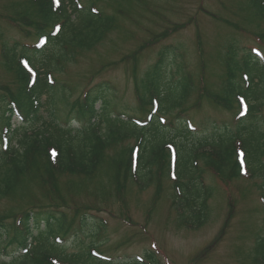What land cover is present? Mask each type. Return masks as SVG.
Instances as JSON below:
<instances>
[{
    "label": "trees",
    "instance_id": "16d2710c",
    "mask_svg": "<svg viewBox=\"0 0 264 264\" xmlns=\"http://www.w3.org/2000/svg\"><path fill=\"white\" fill-rule=\"evenodd\" d=\"M250 1L252 5L247 6L245 10L250 11L252 6H255L254 17L259 13L264 15V0ZM115 2L117 0H111L110 5L113 6ZM83 4L86 7L78 8L74 0H62L58 5L55 0L31 1L29 9L24 11L20 19L30 21L36 34L47 35L49 42L42 49L25 45L19 49L18 44L10 48L3 44L5 66L13 74L14 80L0 90V132L3 126H12L13 111L9 100L16 102L26 113L27 121L12 133L17 139V147L11 148L10 154L0 156V201H23L30 189L40 187L46 202L54 205L56 211L45 209L47 205L25 211L27 207L21 204L16 207L20 210L10 208L1 214L0 257L5 253L9 254L8 250L13 246L19 249L27 247L31 238L35 239L36 244L29 254L12 256L11 260L0 261V264H147L136 259L108 261L98 258L91 250L96 249L100 254H103L104 250L100 248L101 244L94 242L84 243L76 240L73 251H67L66 246H59L55 241L49 240L57 233L69 235L72 223L68 222L65 212L60 213L59 206L70 208L73 200H76L75 196L65 194L62 187L64 185L67 189L74 184L71 181L61 183L59 180L62 179H58L60 176L57 173L61 178L68 175L90 180L101 174L107 166L112 169L110 181L113 188L107 191V186L103 187L98 197L105 199L101 201L102 204H106L109 198L124 200L128 190V178L131 184L137 185L143 191L152 185H155L157 190L163 189L161 180L158 182L155 179L165 177L170 180V155L166 146L171 143L179 152L178 178L172 186L171 194L175 204L181 207L184 219L194 227L204 225L211 214V188L205 189V186H202L205 168L220 173L223 179L239 178L241 168L237 151L239 147L235 144L237 138L228 130L214 129L211 135L196 134L189 131L183 117L173 125V122L162 123L158 115L154 116L148 126L139 127L133 122L111 117L108 110L111 89L107 83L99 84L85 100L78 99L72 103L65 96H61L64 94L61 88L55 90L47 83L48 73L61 72V68L57 67L60 61L73 56L76 50L95 47L116 29L114 14L104 11L93 13L95 1ZM57 23H62L63 28L54 37L50 33ZM178 50L179 47L175 48L174 55H177ZM238 53L237 45L231 43L225 56L221 57L225 65L227 85L219 97L226 108L237 107V94L246 95L249 99L251 110L237 129L240 131L243 142L241 148L246 152L250 172L264 179V120H261L260 113L264 107V71L249 51L244 52L241 58ZM161 56L155 69L146 74V79H142L141 86L136 89L141 102L139 108L144 109L145 105H152V97L159 92L160 115L171 117L174 113L184 114V109H187V104L190 103L191 93L199 87L195 84L192 72L180 74L183 67L177 63L173 52L169 53L166 49L161 52ZM21 58H27L36 69L39 67L42 70L31 88L30 77L21 63ZM171 65L175 67V74L181 75L176 80L167 74ZM243 72L251 77V85L247 89L241 75ZM31 94H46L44 104L40 102V105L33 109ZM59 99L70 107L71 115L86 116L90 120L97 114L99 120L81 131L62 127L55 119L45 115L47 110L54 114ZM99 102L102 103L101 114L95 109ZM28 129L32 132L26 133ZM131 138H142L143 142L137 182L132 178L133 147L120 146ZM114 146L117 150L112 153ZM49 147H56L59 151L57 166L51 163ZM194 160H202L203 166L197 167ZM176 187L180 189L179 196ZM260 190H264L263 183ZM57 199L61 203H57ZM96 202L97 200L92 201V207L95 208ZM28 204L30 203L26 205ZM73 207L76 208L75 218H81L83 228L94 229V221L91 219L88 222V217L85 214L81 216V210ZM18 211L24 214L19 225ZM7 217L12 220L6 222ZM38 230L41 231L40 237H34ZM147 257L151 264H161L154 252H148ZM255 260L257 264H264V232L258 238Z\"/></svg>",
    "mask_w": 264,
    "mask_h": 264
},
{
    "label": "rangeland",
    "instance_id": "374dc122",
    "mask_svg": "<svg viewBox=\"0 0 264 264\" xmlns=\"http://www.w3.org/2000/svg\"><path fill=\"white\" fill-rule=\"evenodd\" d=\"M87 1L89 0H82V2ZM99 1L108 13L116 15L117 29L110 33L96 49L81 54L77 62L68 64L65 73L56 77L71 88V97L75 99L81 94L88 76L99 74L102 65L111 64V67L102 70L95 82H101L103 79L111 80L118 88V99L112 102L114 108L119 107L127 111L136 108L135 77L134 67L123 63L124 56L132 54L143 46L139 57L143 55L139 58L137 68L139 74L142 75L154 61H157L156 54L165 45L181 46L182 49L178 51L180 57L177 59V63L183 67L180 74L192 71L199 74L203 70L202 59L205 66L207 59L210 71L209 80L211 79L212 84L216 82L214 88L210 86L218 89L220 82L224 80L221 56L226 52L225 47L231 42H237L242 48L254 44L253 36L241 32L238 27H245L252 33L261 31L254 22L255 10L250 9L253 13L245 10L249 0H144V3L135 1L136 5L130 10V20L128 15L124 16L119 10L117 12L112 8L111 0ZM201 1L204 5H201ZM26 3L29 4L28 0H0V18L1 21L3 20L0 22V44L33 41L19 28L12 27L6 19L8 16L21 17ZM124 5L129 8L127 2H124ZM216 14L229 19V23L226 24L225 20H219ZM232 21L236 22L238 27L232 25ZM199 31L204 39L205 57H203ZM2 62L0 57V85L14 80L13 74L5 68ZM172 66L168 67L167 74L176 80L179 75L175 74V67ZM219 75H221V80L218 81L216 78ZM196 95L197 92L193 91L190 103L195 101L194 96ZM192 112L196 118L205 119L212 116L218 121L222 119L229 121L233 115V111H226L223 108L220 110L209 101L201 106V111L196 109ZM203 129L208 128L203 127ZM211 131L212 129L209 128L205 133ZM133 142L132 139L126 141L124 145H132ZM111 175L112 169L106 166L101 174L88 181L62 178V181H71L76 189L74 197L69 188L66 189L62 185L65 194L71 195L78 203L85 205L97 200L95 204L104 210L96 214L106 217L110 223V228L101 232L102 234L94 235L97 231L90 234L92 229H86L82 233H71L67 237L69 251H73L75 241L78 240L84 243H104L107 254L118 259L119 257L134 258L136 254L145 255L147 250H151L150 241L140 225H146L151 228L152 233L157 234L160 240L162 239L158 241V244L166 250L174 264H253L250 253L256 234L262 231L263 215L260 211L259 191L250 180L238 184L237 192H234L237 202L233 207L228 208V200L222 186L210 179V173L206 172L207 183L217 189L210 200L212 214L207 224L200 230L188 232L174 220L175 214L171 212L168 196H165L150 218L147 216L155 191L154 186L144 192L130 188L123 201L106 198L107 203L102 204L101 201L105 199L101 200L98 195L105 186H107V191L113 188V184L109 182ZM170 192L168 186L165 185L164 194L167 195ZM32 199L46 202L40 187L30 189L23 201L20 199L0 201V215L10 208L20 210L16 207L21 204L26 206ZM106 209L110 211L107 212ZM121 209L130 215H119L118 213L113 216L110 213H116ZM66 212L70 217L73 215L71 210L66 209ZM168 212L172 214L169 217H167ZM124 216L133 222L132 226L124 223L122 220ZM90 217L98 219L96 216L90 215ZM11 220L12 218L7 219L9 222ZM166 261L168 260L164 259L163 264H166Z\"/></svg>",
    "mask_w": 264,
    "mask_h": 264
}]
</instances>
